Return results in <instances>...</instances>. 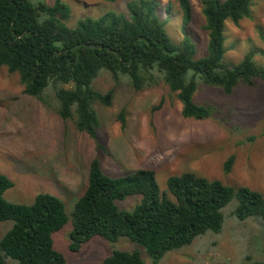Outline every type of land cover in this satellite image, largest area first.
I'll list each match as a JSON object with an SVG mask.
<instances>
[{"label":"trees","instance_id":"trees-1","mask_svg":"<svg viewBox=\"0 0 264 264\" xmlns=\"http://www.w3.org/2000/svg\"><path fill=\"white\" fill-rule=\"evenodd\" d=\"M199 2L208 32L207 54L202 57H196L197 45L185 30L193 18L192 0H177L184 24L180 43L167 31L159 0H129L126 12L84 16L73 27L67 23L72 8L64 0H0V67L18 73L26 94L63 119H72L101 149L97 104L110 106L115 85L124 80L136 89L163 83L182 103L184 117L211 118L216 107L194 100L200 84L218 86L230 94L241 83L264 81V64L254 59V53L238 63L224 61L225 20L238 24L251 16L254 0ZM166 10H172V4ZM260 52L264 54V49ZM104 72L115 85L101 90L95 83ZM119 117L124 127L125 112ZM234 162L235 155H229L224 171L229 172ZM13 184L0 172V222L13 223L0 237V264H8L6 257L14 264H67L66 254L54 246L53 235L69 220L71 251H81L95 236L111 243L125 237L142 245L152 264L199 236L220 233L223 208L234 198L238 200L234 214L240 220L259 217L264 225L262 192L246 185L233 187L192 170L169 176L167 190L162 191L153 169L112 176L95 156L87 186L71 210L51 192H39L29 204L9 201L5 192ZM136 195L141 199L135 207L122 208L117 203ZM102 264L147 262L140 250L116 248ZM250 264H264V259Z\"/></svg>","mask_w":264,"mask_h":264},{"label":"rangeland","instance_id":"rangeland-1","mask_svg":"<svg viewBox=\"0 0 264 264\" xmlns=\"http://www.w3.org/2000/svg\"><path fill=\"white\" fill-rule=\"evenodd\" d=\"M39 1V0H36ZM47 1V0H42ZM72 8L67 23L73 27L84 16H100L108 10L127 11L129 0H64ZM52 3V0H48ZM159 14L165 19L170 37L180 43L184 24L177 0H159ZM193 18L186 31L197 45L196 57L207 54L208 32L199 0H192ZM172 4V10L166 6ZM226 52L224 61L238 63L246 54L264 64V0H254L251 16L238 24L227 18L224 23ZM96 87L106 90L115 85L104 72ZM110 106L97 104L100 118L98 148L94 139L80 132L72 119H63L54 109L24 92L16 72L0 67V172L13 186L5 192L12 202L31 203L39 192L60 196L67 209L81 196L88 182L92 158L101 159L103 170L112 176L138 168L153 169L162 191L167 190L171 175L192 170L207 178H218L233 187L246 185L264 194V81L254 85L241 83L232 93L223 88L200 84L194 100L213 104L211 118L184 117L182 103L163 83L136 89L127 80L115 85ZM157 107V108H155ZM124 111L123 127L120 113ZM235 162L229 172L224 162L229 155ZM141 195L118 201L122 208H132ZM234 198L223 208L224 226L220 233L208 232L193 243L169 251L158 264H250L264 259V225L259 217L240 220L235 214ZM0 222V237L12 226ZM72 221L53 235L54 246L67 256V264H102L116 248L140 250L147 264L150 255L136 241L122 237L109 242L95 236L82 250L73 252ZM8 264H14L6 257Z\"/></svg>","mask_w":264,"mask_h":264}]
</instances>
